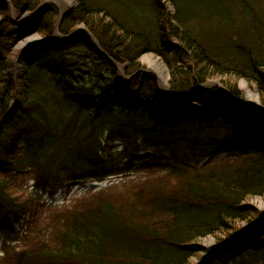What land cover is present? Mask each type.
Wrapping results in <instances>:
<instances>
[{"label":"trees","instance_id":"16d2710c","mask_svg":"<svg viewBox=\"0 0 264 264\" xmlns=\"http://www.w3.org/2000/svg\"><path fill=\"white\" fill-rule=\"evenodd\" d=\"M7 1L15 15L32 14L23 38L42 39L24 52L14 109L0 60V233L16 244L8 264H193L199 253L194 264L264 263V230L251 234L264 214L249 204L264 193V153L245 151L247 123L264 115L233 106L219 88H198L217 79L239 97L244 80L264 109V0H163L173 15L161 0H75L57 30L67 36L82 24L100 51L84 33L56 41L53 5ZM10 12L0 3V30ZM148 53L168 69L167 92L191 94L200 116H177L178 102L165 104L154 77L135 73ZM118 64L138 80L123 81ZM257 129L251 140L264 150ZM115 174L141 176L86 207L43 211L56 189ZM207 237L215 247L198 244Z\"/></svg>","mask_w":264,"mask_h":264},{"label":"rangeland","instance_id":"374dc122","mask_svg":"<svg viewBox=\"0 0 264 264\" xmlns=\"http://www.w3.org/2000/svg\"><path fill=\"white\" fill-rule=\"evenodd\" d=\"M71 4H64V2L62 0H43L42 5H53L56 10H57V20L59 18V16L62 14H66L68 12L73 11V9L76 6V1L75 0H71L70 1ZM1 4H5L7 8H10V18L12 19L11 25H3V28L0 30V32L3 34V36H0V45H2L3 43H11L9 49H6L5 51H0V60L4 62V67L7 68L6 73H8L11 77V88H10V103H11V108L10 109H14L16 108L23 97V87H22V78L25 74L26 71V65L24 62V52L31 46L34 45V43L36 44L37 41L32 42L31 44H27L26 47H24L22 50L19 49V47H21L22 45L26 44L27 41H29L31 38H40L39 35L37 34H33L30 35L28 37L23 38V36L21 34H19V31L22 30L23 27H25L28 23L29 19H26V16L28 15V13L26 14H22L20 16L15 15V13L13 12L12 6H11V2L7 1V0H3L1 2ZM160 4L163 8V13L164 15L169 13L170 15L174 14V8L172 5H170L168 2H165L163 0L160 1ZM63 15V16H64ZM2 22L1 16H0V23ZM80 29V31H86V28L84 27V25H78L72 32H76ZM5 35H8V37H6ZM11 37V38H9ZM10 39V41H9ZM41 39V38H40ZM56 40L59 39L60 41L62 40L61 38H55ZM58 41V40H57ZM64 41V40H63ZM91 41V40H90ZM97 41V40H96ZM175 41V40H174ZM93 48L95 49V51H99L101 50V48L98 46L95 47V45L93 44V42L91 41ZM20 58L22 60V73L19 76L15 75L16 72V67L18 66V62L17 59ZM151 59H157L161 65L164 68V72L162 71V77L164 82L167 84L168 80H169V72L168 69L164 63V61L157 55L154 54H143L140 59L138 60L139 64H135L136 68H138L135 73L137 75L146 73V74H150L151 76L154 77L155 82L157 84L158 90L160 91V93L163 95L164 99L166 100L167 104L171 102H178V107H176L174 110L177 111V116L179 117H186V116H200L201 115V107H199L197 104L193 103V98L191 96V94L189 93H185L179 97H174L173 95H170L166 92H164L162 90L161 87V77L159 78V74L155 73L153 66L150 65L149 61ZM184 64H188V62L184 61ZM127 65L123 64V65H119L117 66L119 74L121 76H124L123 81H126L127 83H129L131 80H138V78L136 77H132V76H127L125 75V69H126ZM138 77V76H137ZM215 81L217 84L219 83V80H213ZM220 84V83H219ZM218 86V85H217ZM239 92L238 95L239 97H235L233 96L229 91L227 90H221V92L223 93V95H225L228 99L229 102L233 105L239 107L240 109L242 108L245 112H247V114H249L250 116H253L252 114L260 112V114L264 115V112H262L264 109L262 108V106H259V109L256 108V102H258L260 104V96L258 91L256 90L254 85L248 84L246 81L244 80H239L238 83L236 84ZM135 90V88H134ZM198 90V89H197ZM12 103H15L14 106H12ZM258 104V105H259ZM261 108V109H260ZM260 110V111H259ZM226 111L228 112L226 117L229 118V120L231 122H233V124L235 123V120H237L236 122V126L239 124L244 125V120H240L239 118H235L234 116V112H232V110L230 109H226ZM184 113V114H183ZM186 114V115H185ZM183 115V116H180ZM254 117V116H253ZM263 117V118H262ZM262 117H258V118H262V119H257L256 121H254L253 123H247V126L251 125V127L247 130L252 131V130H256L258 131L257 128H260L259 132L263 135L264 137V116ZM255 118V117H254ZM257 124L259 125V127H257ZM246 127V125H245ZM262 129V130H261ZM264 141V140H263ZM233 162V161H232ZM123 178V177H122ZM120 178V179H122ZM119 178H113V179H108V180H104L102 182H84L81 183L73 188H69V189H62V190H58L56 192V194L54 195V198L52 197L51 201L50 199L46 200V203L43 207V211L46 212L48 210H58V209H63L64 211H67V209H72L74 210L75 205L91 190L93 189H101L106 187V191L109 189V187H114L116 186L117 190H119L120 192L123 191L124 192V186L125 184H127L128 181H119ZM136 180V179H135ZM124 182V183H121ZM26 183V178L23 180V182H21V185L24 186ZM111 183V185H110ZM92 184V185H91ZM29 187L27 185H25L22 190H28ZM104 189V191H105ZM18 192H21V189H19ZM112 193H115L114 191ZM117 194V193H116ZM252 203L256 209L258 211H260L261 213L264 212V193L262 196L256 197L254 199H252L251 201H249V204ZM261 230H264V216L262 218L261 223H259L256 227V229H254L253 231V235L254 238L257 239L260 236V232ZM216 240L211 238V237H207L205 239H203L202 241H200L198 244L201 247L206 248H211L214 247L216 245ZM202 253L198 254V257L193 256L192 257V263H196L197 261H199V257L201 256ZM264 264V263H262Z\"/></svg>","mask_w":264,"mask_h":264},{"label":"bare ground","instance_id":"6f19581e","mask_svg":"<svg viewBox=\"0 0 264 264\" xmlns=\"http://www.w3.org/2000/svg\"><path fill=\"white\" fill-rule=\"evenodd\" d=\"M3 0H0V3L2 2ZM64 2V4H71V0H62ZM92 37V36H91ZM93 38V37H92ZM40 38H31L29 41L26 42V44L22 45L21 47H19L20 50H22L24 47H26V45L28 44H31L32 42H35V41H39ZM150 60V59H149ZM17 62H18V66L16 67V72H15V75L16 76H19L21 75L22 73V60L20 58L17 59ZM150 65L153 66V69L155 71V73L159 74V78L161 77V87H162V90L164 92L167 93L168 91V88H167V84L164 82L163 80V77H162V71L164 72V68L163 66L161 65V63L157 60V59H151L149 61ZM218 85V86H217ZM219 88L220 90H224V88H222L221 84H217L215 81L211 80L209 81L207 84H204V85H199L198 88ZM165 104H167V102H165ZM258 102H256V108L259 109V106L261 107V104H259ZM261 109V108H260ZM260 111V110H259ZM264 112V110L262 111ZM184 114V113H183ZM186 115V114H185ZM180 116H183V115H180Z\"/></svg>","mask_w":264,"mask_h":264}]
</instances>
